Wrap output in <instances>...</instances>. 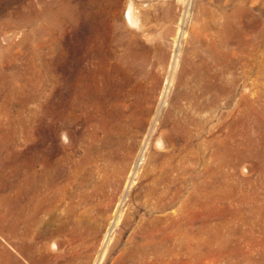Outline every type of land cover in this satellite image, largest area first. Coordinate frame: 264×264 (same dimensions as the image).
<instances>
[{
    "label": "rangeland",
    "instance_id": "rangeland-1",
    "mask_svg": "<svg viewBox=\"0 0 264 264\" xmlns=\"http://www.w3.org/2000/svg\"><path fill=\"white\" fill-rule=\"evenodd\" d=\"M130 4H135L141 19H148L146 31L127 23ZM179 26L189 33L182 45L193 34L198 35V48L199 35L208 42L207 79L214 82L207 90V102L197 99L190 108L194 137L185 152L196 183L207 168L206 206L201 199L190 210L191 244H180L184 240L180 235L178 255L168 264H264V0H0V205L1 196L14 195L16 152L32 156L34 111L39 119L40 157L56 162L65 149L78 157L84 145L93 142L94 130L103 127L101 136L107 128L110 131L109 125L119 121L129 103L143 99L149 89L155 90L157 100L172 76L175 83L180 66L175 72L171 62L183 55L173 42ZM213 45L230 55L210 56L208 47ZM233 78L239 88L235 96L228 82ZM186 102L181 105H190ZM204 115L207 132L202 137L198 121ZM64 119L70 122L67 148ZM92 157L89 169L99 179L105 164L96 152ZM88 190V202L81 205L78 185L72 182L63 203L37 225L33 241L38 264H119L118 257L141 217L119 227L121 236L117 239L116 231L104 244L106 218L112 211L103 209L102 192L91 186ZM72 199L80 207L64 228L65 206ZM182 202L183 198L157 214L175 212L184 223L187 213L182 212ZM133 206L139 215L149 216L144 198L133 200ZM79 220L81 227L74 226ZM203 225L206 242L200 234ZM96 228L100 234L96 235ZM6 241L0 235V245L10 250ZM195 247L199 253L190 254ZM20 260L30 264L29 259Z\"/></svg>",
    "mask_w": 264,
    "mask_h": 264
},
{
    "label": "bare ground",
    "instance_id": "bare-ground-1",
    "mask_svg": "<svg viewBox=\"0 0 264 264\" xmlns=\"http://www.w3.org/2000/svg\"><path fill=\"white\" fill-rule=\"evenodd\" d=\"M134 5L130 4L128 7L126 21L129 25L146 31L149 24L148 19L146 16L141 19L140 12L136 10ZM196 31L194 30L193 33L196 34ZM187 35L189 33L185 27L179 26L173 41L175 46L178 45V51L183 53L181 60L176 58L171 62L175 72L176 67L180 66L179 71L175 73L177 74L175 83L172 76L168 83H165L162 87L163 89L157 100L155 90L149 89L143 99L136 103H129L127 107L125 106L126 108L122 112L119 121L109 125L110 131H107V128L106 133L101 136L102 134L99 132L104 129L103 127L94 130L93 142L84 145L82 153L78 157L68 154L66 149L60 160L56 162H49L40 157L36 145L39 119L36 110L34 111L31 125L33 131L31 140L32 156L27 157L21 151L16 152V158L13 162L14 195L11 198H2L1 196L0 235L9 240V243L6 242L9 244L10 250L0 245V264H23L20 258H26L27 262H29V259L30 264H38L37 258L34 256V252L38 248L37 244L34 243L35 241H33L36 227L38 224L44 223L47 216L53 214L59 205L63 203L68 196L69 186L75 181L78 185L76 196L80 199L79 204L82 205L87 201L90 196L88 188L91 186L103 193L104 198L101 200L103 209L107 213L112 211L110 212L111 215L106 218L109 227L104 236V244L110 243L116 231L119 232L117 239L121 236L123 231L119 227L129 226L137 216L141 217L137 226L129 234L128 243L118 257L117 262L119 264H125L129 260H135L140 264H168L169 258L173 259L178 255L177 245L180 241V235L184 238L183 243L180 244H191L189 243L191 231L189 214L193 207L201 203L199 202L201 199L203 201L201 205L206 206L207 168L205 167L202 170L200 181L196 183L191 169V160L185 158L187 156L185 154L186 149L191 146L194 137L192 125L190 126L194 121V117L190 113V108L193 107L197 99L199 101L200 98H203L207 102V90L211 89L214 80L213 78L207 79L208 42L199 38V35L198 41L201 47L198 48L199 44H196L197 40L195 39L198 35L196 34L194 38L193 34L186 41V45H184L185 43L182 45ZM224 37V41L227 43L229 38H227V35ZM208 48L209 55L214 58L219 56L225 58V55H230L227 49V53H225L214 45ZM228 82L235 96L239 89H237V79L233 78L230 81L228 79ZM177 84H180V87ZM51 92L52 90L49 91L50 96ZM182 100L187 101L186 103L190 105L182 106ZM50 110L53 114L51 108ZM51 121H54V118ZM198 122L201 130V133H199L203 137L207 132V117L204 115ZM63 131H65L62 133L63 145L67 148L66 140L70 132L69 120L64 119ZM112 131L120 133L117 134ZM180 139L184 141V144L182 142L179 144ZM202 139L204 145L207 144V135ZM93 152H96L99 159L104 161L105 164L100 171L99 179L95 178V172L92 173L89 169ZM180 155L182 160L179 158ZM140 161H143L142 164ZM198 190H200L201 196L196 195V193H199ZM139 198L140 200L144 198L145 203L150 207L148 208L149 216L141 213L139 215L135 210L136 208L133 209V200ZM182 198V208L185 210H182V212L187 213L184 223L179 221V216L177 217L175 212L168 211L167 213L166 211V216L157 214V212L172 209ZM8 203H12L13 206L9 207ZM77 203L72 199L65 206V208L67 207L68 216L64 223L61 222L64 228L73 222L71 216L80 207ZM4 204L5 206L2 208ZM81 225L82 223L79 220L74 226L81 227ZM97 228L94 229L96 235L100 232ZM200 234L202 237L200 238L203 242H206L207 233L204 225L200 230ZM117 243L119 242L117 241ZM193 250L198 252L195 247L189 253L192 254ZM183 251L185 252V250Z\"/></svg>",
    "mask_w": 264,
    "mask_h": 264
}]
</instances>
